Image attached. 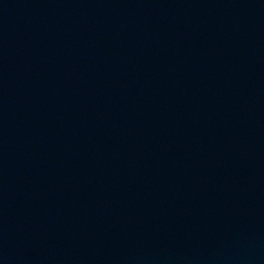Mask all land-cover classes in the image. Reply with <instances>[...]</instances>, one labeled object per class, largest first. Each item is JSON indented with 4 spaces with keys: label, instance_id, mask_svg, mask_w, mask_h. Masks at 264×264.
I'll use <instances>...</instances> for the list:
<instances>
[{
    "label": "water",
    "instance_id": "1",
    "mask_svg": "<svg viewBox=\"0 0 264 264\" xmlns=\"http://www.w3.org/2000/svg\"><path fill=\"white\" fill-rule=\"evenodd\" d=\"M0 264H264V0H0Z\"/></svg>",
    "mask_w": 264,
    "mask_h": 264
}]
</instances>
